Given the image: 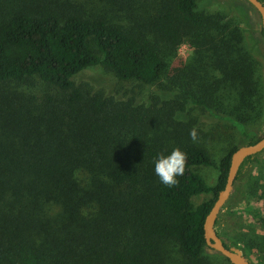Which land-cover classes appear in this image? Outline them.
<instances>
[{
	"label": "trees",
	"instance_id": "16d2710c",
	"mask_svg": "<svg viewBox=\"0 0 264 264\" xmlns=\"http://www.w3.org/2000/svg\"><path fill=\"white\" fill-rule=\"evenodd\" d=\"M121 1L89 12L69 0H0V264H163L169 244L189 264L205 262L204 221L225 186L231 155L260 138L248 114L264 115V73L253 54L264 55L263 38H252L248 49L247 34L258 29L250 14L240 10L243 25L232 26L223 14H205L197 0H149L140 7L153 11L142 30L132 10V23L121 22ZM244 1L260 25L258 10ZM182 41L194 47L197 68L202 52L209 53L201 58L204 69L222 71L219 104L185 84H162ZM98 65L153 95L117 100L77 84ZM35 78L54 92L39 100L8 91L11 82ZM190 105L229 120L241 145L217 162L206 147L185 140L187 126L174 115ZM176 148L186 155L184 172L168 186L154 164ZM255 157L244 161L235 185ZM200 165L219 170L216 185L195 171ZM246 209L260 216L256 207ZM248 235L232 243L219 236L258 264L251 254L259 242Z\"/></svg>",
	"mask_w": 264,
	"mask_h": 264
},
{
	"label": "rangeland",
	"instance_id": "374dc122",
	"mask_svg": "<svg viewBox=\"0 0 264 264\" xmlns=\"http://www.w3.org/2000/svg\"><path fill=\"white\" fill-rule=\"evenodd\" d=\"M83 9L105 12L104 3L107 0H69ZM202 10L207 15L223 14L226 16V21L232 26L242 24L243 20L240 16V10L245 14H250V22L256 23L258 29H254L252 36L247 34L246 45L251 49L253 39H260L261 31L259 18L257 13L250 9L249 4L244 0H197ZM131 2V3H129ZM149 0H123L121 5L123 9L119 11V19L123 24H131L129 10H132L133 16H139L141 19L142 30L146 27V23L150 22L153 11H144L140 7L144 6ZM108 12V11H107ZM147 21V22H146ZM146 22V23H144ZM261 23V20H260ZM253 49V48H252ZM195 50L189 41H182L176 50V55L171 60V65L166 73V78L162 82L167 86L170 83L173 85L185 84L191 87L197 96H207L215 106L219 104L218 82L224 81L225 77L221 70L213 72V66H207L204 69V60L209 53L199 54L201 63L200 68L194 65L197 61L192 60ZM256 58L261 60V72L264 73V55L258 50L253 53ZM264 54V52H263ZM208 74L204 75V73ZM258 72L257 76H261ZM167 78L170 81H167ZM35 83L17 84L9 83V90L12 92H24L26 94L35 95L39 100L46 94L53 93V89L44 82L35 78ZM76 82L82 88L100 89L108 95H114L115 98H127L134 96L137 99L147 97L151 94V89L141 85L135 81H124L117 79L110 71L105 70L101 66H92L84 70L77 78ZM263 87V85H262ZM153 93V92H152ZM261 95V92H258ZM164 97L171 99L173 94L166 92ZM179 97V96H178ZM223 106V105H222ZM224 107V106H223ZM221 108V106H220ZM225 108V107H224ZM217 109V108H215ZM229 110V108H227ZM252 110L248 114V127L255 130L258 136L264 135V115L259 116ZM176 123H182L187 126L184 139L193 141L199 145L206 147L213 158L218 162L231 148L236 145H241V134L236 126L229 120L222 119L211 113V111L199 105H190L184 111L177 110L174 115ZM168 129L169 126H167ZM185 128V127H184ZM195 131L196 138L193 139L191 133ZM195 171L202 175L208 184L216 185L219 177V170L213 166L200 165L195 167ZM213 197V194H201L193 197V201L199 204ZM250 204L260 210V216L255 218L246 210V206ZM250 210V209H248ZM216 230L228 243L232 240L249 234L259 243L254 247L251 254L252 259L258 264H264V151L257 154L252 163L246 167V173L241 176L238 183L234 186L232 194L227 203L221 209L217 222ZM240 235V236H239ZM248 235V236H249ZM241 250L236 246H232ZM261 249V250H260ZM242 251V250H241ZM260 260V262H258ZM163 264H189L186 258L178 250L174 244H169L167 251L164 254ZM204 264H231V262L221 253L207 249L205 252Z\"/></svg>",
	"mask_w": 264,
	"mask_h": 264
},
{
	"label": "water",
	"instance_id": "95a60500",
	"mask_svg": "<svg viewBox=\"0 0 264 264\" xmlns=\"http://www.w3.org/2000/svg\"><path fill=\"white\" fill-rule=\"evenodd\" d=\"M260 14V28L264 42V3L261 0H247ZM264 151V135L252 144H244L238 147L231 155L229 172L224 188L219 192L214 204L204 221V236L210 249L221 253L231 264H252L243 252L234 247H227L216 230V222L223 206L229 200L237 180L239 170L244 161Z\"/></svg>",
	"mask_w": 264,
	"mask_h": 264
},
{
	"label": "clouds",
	"instance_id": "9594fccd",
	"mask_svg": "<svg viewBox=\"0 0 264 264\" xmlns=\"http://www.w3.org/2000/svg\"><path fill=\"white\" fill-rule=\"evenodd\" d=\"M193 139L196 138V133H191ZM186 155L179 148L173 149L167 155H159L154 164L155 174L160 178V181L168 186L177 183L176 177L183 175Z\"/></svg>",
	"mask_w": 264,
	"mask_h": 264
}]
</instances>
